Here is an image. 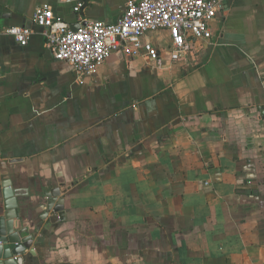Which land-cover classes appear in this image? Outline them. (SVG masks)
Masks as SVG:
<instances>
[{
  "label": "crops",
  "instance_id": "obj_1",
  "mask_svg": "<svg viewBox=\"0 0 264 264\" xmlns=\"http://www.w3.org/2000/svg\"><path fill=\"white\" fill-rule=\"evenodd\" d=\"M127 1L82 10L112 23ZM221 2L185 58L153 31L161 66L115 52L80 78L33 22L48 3L74 29L73 1L0 0V184L27 191L22 264H264V0ZM54 188L65 218L45 227Z\"/></svg>",
  "mask_w": 264,
  "mask_h": 264
},
{
  "label": "built area",
  "instance_id": "obj_2",
  "mask_svg": "<svg viewBox=\"0 0 264 264\" xmlns=\"http://www.w3.org/2000/svg\"><path fill=\"white\" fill-rule=\"evenodd\" d=\"M65 1H73L77 29L56 18L48 3L36 7L33 22L42 29L53 58L69 64L80 78L93 75L115 52L128 58L145 57L161 66L159 50L143 39L153 31L169 32L170 60L185 58L192 42L212 38L211 23L223 8L221 0H128L120 17L108 23L87 19L84 0ZM6 32L21 46L27 45L31 35L29 27L19 25Z\"/></svg>",
  "mask_w": 264,
  "mask_h": 264
},
{
  "label": "water",
  "instance_id": "obj_3",
  "mask_svg": "<svg viewBox=\"0 0 264 264\" xmlns=\"http://www.w3.org/2000/svg\"><path fill=\"white\" fill-rule=\"evenodd\" d=\"M257 109L261 110L260 107ZM23 193L27 194V191L20 192L9 184H0V264H22L25 250L33 240L27 227L19 228L17 225L20 222L17 197ZM60 193L59 188L43 193L45 204L41 219L46 221L45 227L55 226L65 218L63 197Z\"/></svg>",
  "mask_w": 264,
  "mask_h": 264
},
{
  "label": "rangeland",
  "instance_id": "obj_4",
  "mask_svg": "<svg viewBox=\"0 0 264 264\" xmlns=\"http://www.w3.org/2000/svg\"><path fill=\"white\" fill-rule=\"evenodd\" d=\"M147 38L150 41H152V43L154 44V46L163 45V47H165L164 44H166L167 41H168V40H166V39H168V37H167V34H165V33H161V34H158V35H156V34L147 35ZM162 56L164 57V60H163L164 62L163 63H166L168 61L167 53L164 51L162 53ZM138 64H140V62H138ZM149 64H151L152 66H154L153 65V61H151V60H149ZM143 68H146V67L143 66ZM148 68L151 70L152 67L150 66Z\"/></svg>",
  "mask_w": 264,
  "mask_h": 264
}]
</instances>
